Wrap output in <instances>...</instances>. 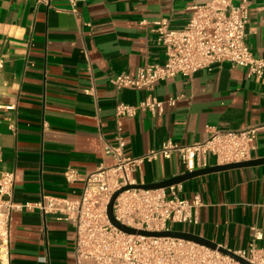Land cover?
Wrapping results in <instances>:
<instances>
[{
	"label": "crops",
	"instance_id": "0c3cea01",
	"mask_svg": "<svg viewBox=\"0 0 264 264\" xmlns=\"http://www.w3.org/2000/svg\"><path fill=\"white\" fill-rule=\"evenodd\" d=\"M207 1L0 0V174L14 173L15 204L32 205L42 194L78 198L83 181L67 182L64 171L73 168L85 178L110 166L102 147L115 144L117 120L128 157L167 142H203L213 127L256 128L250 160L264 158V76L222 62L190 78L159 81L151 91L111 84L118 74L133 76L147 63H164L154 21L167 19L169 29H182L190 7ZM248 1L245 40L264 58V0ZM148 96L175 103L155 115L116 117L118 103L137 105ZM182 173L176 154H158L140 163L133 176L137 184H149ZM177 194L188 201L198 196L202 205L197 224L171 229L232 251L252 242L264 248V164L191 178L177 185ZM255 230L261 239H254ZM74 239L70 222L23 207L11 216L10 264H76Z\"/></svg>",
	"mask_w": 264,
	"mask_h": 264
},
{
	"label": "built area",
	"instance_id": "2783aa9c",
	"mask_svg": "<svg viewBox=\"0 0 264 264\" xmlns=\"http://www.w3.org/2000/svg\"><path fill=\"white\" fill-rule=\"evenodd\" d=\"M75 1L70 0L72 5ZM190 10V18L179 30L169 29L167 19L153 22L156 41L164 47V63H147L133 76L126 73L116 75L111 84L117 90L134 87L151 91L159 81L177 75L190 78L196 72L210 71L222 62L246 68L249 76H264V58L255 56L245 40L248 0H209L191 6ZM3 66L0 58V70ZM174 103L173 98L160 101L148 96L137 105L118 103L115 115L117 118L133 117L138 111L155 115L163 111L164 104L172 106ZM121 130V123L117 120L115 144L103 143V154L113 161L110 166L100 167L85 178L73 168L64 171L67 182L83 181L78 198L42 194L32 205H17L12 201L14 173L0 174V264H10L11 216L23 207L36 208L43 215L50 214L73 225L76 264H240L218 249L183 239L123 232L111 224L106 209L114 193L130 187L121 191L113 202L112 212L118 222L146 231H166L171 225L197 224L202 205L198 196L192 201L179 197L177 185L152 190L131 188L137 184L133 176L136 167L158 154L163 157L176 154L185 172L208 167L209 157L214 159V165L248 161L257 129L221 131L211 127L203 142L187 145L167 142L160 149L138 157L124 155ZM261 237V233L255 230L254 239ZM232 253L251 264H264V248L253 242Z\"/></svg>",
	"mask_w": 264,
	"mask_h": 264
},
{
	"label": "water",
	"instance_id": "95a60500",
	"mask_svg": "<svg viewBox=\"0 0 264 264\" xmlns=\"http://www.w3.org/2000/svg\"><path fill=\"white\" fill-rule=\"evenodd\" d=\"M259 164H264V158L260 159H252L248 161H242V162H237V163H231V164H225V165H213L209 166L206 168H201V169H196L192 172H185L180 175H176L170 179L164 180V181H159L156 183H149V184H136L134 186H131V188H139V189H165L169 186L173 185H178L186 180H189L194 177H198L200 175L212 173V172H217L221 170H227V169H233V168H239V167H245V166H254V165H259ZM130 188V187H125L121 189L120 191L114 193L107 205V216L109 221L113 226H115L117 229L129 233V234H136V235H142V236H152V237H171V238H178V239H183L186 241H190L199 245H203L206 247H209L211 249H218L220 252L229 255L236 261H238L240 264H251L248 261L234 255L232 251L229 249L218 246L216 243L209 241L208 239H205L199 235L186 232V231H181V230H175V229H169L166 231H146V230H141V229H134L131 227H128L120 222H118L113 215L112 212V205L113 202L116 198V196L123 190Z\"/></svg>",
	"mask_w": 264,
	"mask_h": 264
},
{
	"label": "rangeland",
	"instance_id": "374dc122",
	"mask_svg": "<svg viewBox=\"0 0 264 264\" xmlns=\"http://www.w3.org/2000/svg\"><path fill=\"white\" fill-rule=\"evenodd\" d=\"M170 228H174V226L171 225Z\"/></svg>",
	"mask_w": 264,
	"mask_h": 264
}]
</instances>
